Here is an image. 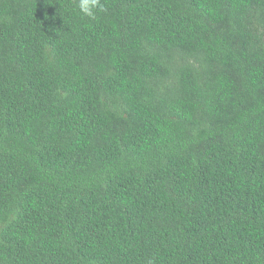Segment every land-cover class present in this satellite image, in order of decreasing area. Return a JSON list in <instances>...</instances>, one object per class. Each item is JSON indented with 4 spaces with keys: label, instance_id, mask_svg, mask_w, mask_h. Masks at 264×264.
I'll return each instance as SVG.
<instances>
[{
    "label": "trees",
    "instance_id": "obj_1",
    "mask_svg": "<svg viewBox=\"0 0 264 264\" xmlns=\"http://www.w3.org/2000/svg\"><path fill=\"white\" fill-rule=\"evenodd\" d=\"M0 0V264H264V0Z\"/></svg>",
    "mask_w": 264,
    "mask_h": 264
},
{
    "label": "clouds",
    "instance_id": "obj_2",
    "mask_svg": "<svg viewBox=\"0 0 264 264\" xmlns=\"http://www.w3.org/2000/svg\"><path fill=\"white\" fill-rule=\"evenodd\" d=\"M78 13L90 20H95L99 12H104L105 7L102 0H72ZM147 264H153V261L149 259Z\"/></svg>",
    "mask_w": 264,
    "mask_h": 264
}]
</instances>
